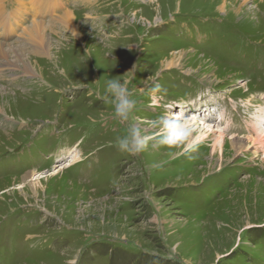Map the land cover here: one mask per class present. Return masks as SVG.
I'll return each mask as SVG.
<instances>
[{
  "label": "rangeland",
  "instance_id": "374dc122",
  "mask_svg": "<svg viewBox=\"0 0 264 264\" xmlns=\"http://www.w3.org/2000/svg\"><path fill=\"white\" fill-rule=\"evenodd\" d=\"M21 1L0 0L6 51L35 16L17 24ZM232 1L58 0L92 57L75 43L33 54L35 74H0V264H264V147L212 155L214 134L250 140L264 118V0ZM109 79L128 81L130 122L154 137L139 154L116 145L128 122L114 118ZM165 113L194 137L215 133L189 151L161 146Z\"/></svg>",
  "mask_w": 264,
  "mask_h": 264
},
{
  "label": "bare ground",
  "instance_id": "6f19581e",
  "mask_svg": "<svg viewBox=\"0 0 264 264\" xmlns=\"http://www.w3.org/2000/svg\"><path fill=\"white\" fill-rule=\"evenodd\" d=\"M216 1L217 0H212L213 3ZM228 1L231 2V0H219V3H218L219 9L223 10L227 8L228 6H230L228 4ZM246 1L247 0H234L232 2L234 3V6L238 7L237 5H239V7L241 8L243 4H245ZM87 3H90V1L88 2L84 1L83 5H87ZM59 5L60 3L58 2V0H29V2L21 1L18 4L17 9H15L14 12L11 14L13 18L17 19V24L18 25L23 24L26 20L25 17L27 15L29 16V14H31L32 11H34L35 16L33 18L32 26H30L29 28H24V29L22 27V29L24 30L23 33L25 35V38H24L25 45L22 47H12L10 45V49L8 51L5 50L6 47L4 48V46L6 45L8 38H10L14 32L13 30L9 29V27L6 24L3 23V20H4L3 17L5 16V13H4L5 11L4 9L0 8V35L1 34L5 35L4 38L2 39L0 37V74L1 73L5 74L4 72L7 70H8L7 73H9L10 71L13 70L12 67H14L15 69H22L23 72L28 75L35 74L34 67L31 63L33 61V58L44 57L46 59L48 58L55 59L57 55H60L62 53L63 48L65 49L66 46L69 47L71 44L73 45L75 43L79 45L78 47L81 46L83 49H85L88 55L92 57V54L90 53V48L92 47V45H90L89 41L85 40L86 38L85 37L86 34L84 35L85 30L83 31L84 33L81 32L80 25H78L77 16H75L73 12H70L67 10H64L63 14H55V12L57 11V8L63 9V6L62 5L59 6ZM251 10L249 9L247 14H251V15L254 14L253 15L254 17L257 13L254 12L253 9ZM48 15L52 16V19L48 23H45V21L43 20V17L48 16ZM87 16L91 18V15H87ZM257 18H258V14H257ZM260 20L262 21L264 25V16H262ZM50 30L52 34L51 36H53L56 41L53 45L51 42L52 40L50 41V37L48 35V31ZM61 31L65 33L66 37L64 39H61L59 37L60 35H62ZM65 40H68L69 42L68 45L63 43V41ZM88 45H89V50L87 49ZM26 53L28 55H26ZM11 54H13L14 55L13 57L15 58L12 62L8 60V57ZM33 54H35L36 57L32 58ZM174 58L175 57H173V59ZM30 59H32V61H30ZM53 66L57 67V63H54ZM170 66H171V63L169 62L168 67L170 68ZM0 114H2L1 109H0ZM259 116L261 117L258 120L255 119L256 123H258V124H255V128H256L255 135L250 140L249 139L246 140L247 138L246 139L238 138L237 136L229 140V139H226V137L221 134H218V135L214 134V136H212V134L208 135L209 131H211L210 133H213L214 131L207 130L206 134L208 135V137L212 136L211 139L214 141V144L212 146L213 147L212 155L213 156L220 155L219 159L221 161L222 156H223L221 155V153L226 147L225 146L226 143H228V145L231 147L232 150H234V152L240 153V152L252 150L253 155L257 154L258 150L261 149V147L262 148L264 147V125H263L264 122H262L264 118H262L263 117L262 115H259ZM206 134H203V136L206 137L207 136ZM201 137L197 138L193 136L192 145H194L195 143H198ZM28 177L29 179L24 178V180L26 179L25 186H27L28 188H31L33 192L38 191V189L43 184L40 181V179L38 180V178L40 177L32 178V175H29Z\"/></svg>",
  "mask_w": 264,
  "mask_h": 264
},
{
  "label": "clouds",
  "instance_id": "9594fccd",
  "mask_svg": "<svg viewBox=\"0 0 264 264\" xmlns=\"http://www.w3.org/2000/svg\"><path fill=\"white\" fill-rule=\"evenodd\" d=\"M127 84L128 81L109 79L106 82V92L114 105V118L128 122L126 133L116 139V145L120 151L135 155L145 151L154 137L149 135L148 130L139 123L130 122L137 102L132 99ZM158 88L159 86H156L153 90L156 91ZM154 127L157 129L155 139L159 145L191 150L194 129L186 120L165 113L157 118Z\"/></svg>",
  "mask_w": 264,
  "mask_h": 264
}]
</instances>
